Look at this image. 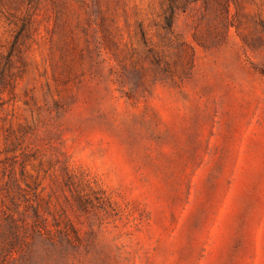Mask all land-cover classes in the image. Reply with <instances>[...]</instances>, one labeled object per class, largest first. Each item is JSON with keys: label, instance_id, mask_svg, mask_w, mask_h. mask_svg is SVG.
I'll use <instances>...</instances> for the list:
<instances>
[{"label": "rangeland", "instance_id": "374dc122", "mask_svg": "<svg viewBox=\"0 0 264 264\" xmlns=\"http://www.w3.org/2000/svg\"><path fill=\"white\" fill-rule=\"evenodd\" d=\"M0 264H264V0H0Z\"/></svg>", "mask_w": 264, "mask_h": 264}]
</instances>
